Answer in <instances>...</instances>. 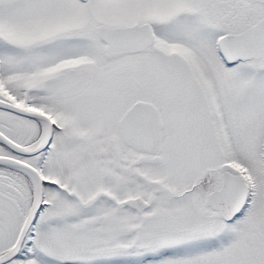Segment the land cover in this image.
Returning a JSON list of instances; mask_svg holds the SVG:
<instances>
[{"label":"snow or ice","instance_id":"6c2138e0","mask_svg":"<svg viewBox=\"0 0 264 264\" xmlns=\"http://www.w3.org/2000/svg\"><path fill=\"white\" fill-rule=\"evenodd\" d=\"M0 264H264V0H0Z\"/></svg>","mask_w":264,"mask_h":264}]
</instances>
